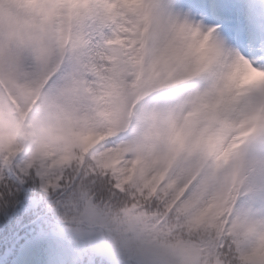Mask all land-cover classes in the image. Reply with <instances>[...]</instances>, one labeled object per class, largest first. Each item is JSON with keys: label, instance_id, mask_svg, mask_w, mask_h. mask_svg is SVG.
<instances>
[{"label": "rangeland", "instance_id": "1", "mask_svg": "<svg viewBox=\"0 0 264 264\" xmlns=\"http://www.w3.org/2000/svg\"><path fill=\"white\" fill-rule=\"evenodd\" d=\"M16 1L22 15L28 6L31 13L27 20L21 21V26L10 12L2 9L0 1V13L3 12L0 32L10 38H0V62L6 63L2 73L5 76L12 71L10 53H21L15 91L26 99L27 106L24 112L16 111L17 127L8 129L5 121L9 118L0 102V126L7 129L0 128V146L7 142L11 148L10 154L0 149V173L19 175L23 178L18 180L26 185L34 158L33 167L41 186L28 191L18 185V197L25 200L31 193L41 195L43 191L59 189L63 180L71 181L70 176L77 179L73 156L78 152L80 156L87 155L81 188L88 189L84 184L86 179L99 195L107 193L101 188L104 175L99 174H106L122 190L124 183L142 176L143 171L149 182L160 168H171L174 164L173 177L180 184L175 188L178 192L185 188L183 184H187L191 168L199 167L202 170L197 169L200 174L194 190L202 193V208H205L223 178L225 195L231 197L232 193V198L241 196V183L247 179L254 191L247 194L248 202L243 205L250 232L242 242L241 253L247 262L264 259V136L247 151L234 143L241 105L235 98L232 101V92L242 64L231 47L230 36L227 38L220 31L211 40L204 37L205 23L193 2L151 0L153 14L145 19L144 34L149 49L143 61L137 39L139 0H59L53 9V20L51 12L44 7L37 13L35 3L39 0ZM228 9L236 14L243 11V6L234 0ZM48 22L53 27L58 25L60 30L55 34L53 27H46ZM69 22L74 26L67 27ZM71 36L68 50L66 44ZM142 51L146 52L145 45ZM66 53L70 55L64 59ZM54 57L59 59L57 63ZM137 69L140 77L133 84L131 79ZM196 72L200 75L184 88L152 98L146 96L153 91H142L159 74L162 76L158 85L164 90L192 78ZM139 90L143 92L140 101ZM43 94L46 99L43 97L41 109H33L32 105ZM46 100L53 103L49 105ZM14 101L12 107L19 108L20 103ZM213 138H217L216 143H207ZM131 143L136 146L130 148ZM204 153L210 157L208 161L202 159ZM168 155L171 159L164 157ZM215 196L219 200L220 196ZM5 204L9 205L8 201ZM18 209L16 206L14 211ZM227 211L222 210L218 218ZM75 215L73 212L70 219ZM85 215L83 219L89 229L85 234L98 247L108 243L98 225L104 212L90 203L85 204ZM219 225L223 230L220 218ZM49 236L50 240L40 237L23 241L12 264H76L77 259H82L81 249L68 239L56 232ZM33 240H38L39 246L30 243ZM76 244L83 249L81 242ZM110 249L102 250L107 255L116 251ZM193 256H190L192 260Z\"/></svg>", "mask_w": 264, "mask_h": 264}, {"label": "trees", "instance_id": "2", "mask_svg": "<svg viewBox=\"0 0 264 264\" xmlns=\"http://www.w3.org/2000/svg\"><path fill=\"white\" fill-rule=\"evenodd\" d=\"M57 31L59 30L54 28L55 34ZM24 56L28 55L24 53ZM1 64L4 72L6 63L4 61ZM0 102L9 118L5 121L8 129H15L17 120L11 105L14 102L6 99L2 93ZM0 128L7 130L2 126ZM17 137L15 135L13 139L15 144ZM7 144L3 142L1 147L5 153L10 154L11 148ZM133 146L136 144L131 143L130 148ZM202 159L206 160L205 153ZM83 160L79 153L73 156L77 179L70 176L71 181L63 180L59 189H49L41 195L31 193L25 200L18 197L17 187L19 185L28 191L39 187L37 176L31 173L25 185L12 174L6 175L5 171L0 173V264L9 262L22 239L35 232L50 230H62V234L69 236L74 242L82 240L87 264H252L245 261L241 253V240L250 232V226L245 223L240 207L235 206L232 210L227 227L229 232L218 245L221 236L216 209L223 201V189L212 193L206 208H202V193L194 190L195 184L189 185L180 196L179 192L175 196V188L179 184L177 179L173 182L168 181L169 179L159 181L161 177L158 179L156 173L147 182L143 171L142 176H137L136 181H128L122 190L114 189L110 181L103 177L104 187L101 188L106 189L107 193L99 195L86 179L84 184L88 189L81 188L84 178L81 168ZM198 168L192 167L190 172ZM67 171L69 173L70 169ZM214 195H219V200L216 201ZM176 198L178 200L174 201ZM6 201L12 206L6 205ZM90 203L104 212L102 223L98 222V225L109 244L104 243L101 247L85 234V231H89L83 219L86 217L85 204ZM16 206L19 209L14 211ZM73 212H77L78 216L67 220ZM9 217V220L6 219ZM202 240L207 246L197 250V245ZM109 246L116 251L107 255L102 249H110ZM192 254H195L193 260L190 258ZM254 264H264V259Z\"/></svg>", "mask_w": 264, "mask_h": 264}, {"label": "bare ground", "instance_id": "3", "mask_svg": "<svg viewBox=\"0 0 264 264\" xmlns=\"http://www.w3.org/2000/svg\"><path fill=\"white\" fill-rule=\"evenodd\" d=\"M98 145H96L95 147H97ZM47 238V237H46ZM33 245L39 246L40 242L38 240L32 241ZM22 252V251H21Z\"/></svg>", "mask_w": 264, "mask_h": 264}]
</instances>
